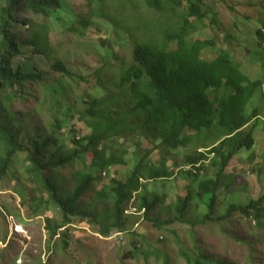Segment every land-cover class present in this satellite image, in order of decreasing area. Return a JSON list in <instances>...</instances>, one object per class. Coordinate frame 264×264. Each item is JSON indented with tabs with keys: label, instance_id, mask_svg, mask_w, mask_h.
I'll return each mask as SVG.
<instances>
[{
	"label": "trees",
	"instance_id": "trees-1",
	"mask_svg": "<svg viewBox=\"0 0 264 264\" xmlns=\"http://www.w3.org/2000/svg\"><path fill=\"white\" fill-rule=\"evenodd\" d=\"M89 1L92 3L91 16H98L109 23L114 35H123V40L131 45L128 65L115 56V62L121 61V66L114 86L126 100L129 97L133 99L129 104H134V108L124 112L112 110L110 103H113V94L104 99L87 97L90 107L82 116L91 117L96 122L92 133L82 139L86 145L76 139L74 129L70 131V139L73 138L76 145L71 151L64 152V146L55 144L56 152L46 153L59 140L55 132L39 143L22 139L21 131L17 133L10 125L15 121V117L11 116L12 102L20 98L28 84L47 83V75L35 67L32 69L28 61L47 52L52 33L51 21L58 15L60 17L64 4L60 0H0V183L13 176L16 181L15 193L28 209L29 218L45 216L49 206L55 205L60 211L61 222L54 223L45 217L46 227L50 231V238L59 236L66 248L70 245L69 233L67 230L60 234V230L72 226L74 221H81L102 237L107 238L113 231H118L137 238L132 243L133 250L128 253V258L142 257L148 263L154 251L160 258H156L157 261L171 264L167 255L155 250L143 236L130 228L132 222L124 214L125 210L134 199L137 210H144V216L149 217L158 205L165 203L163 192L155 189L149 193L145 189L141 183L144 175L153 180L168 181L179 174L192 181L203 175L204 178L212 177L199 182L198 192L186 185L184 192L178 195L176 216L171 223L189 222L185 217L195 198L199 202L206 200L209 209L200 222L215 220L213 210L220 188H231L233 184L228 172L231 160L242 151L251 152L258 145L255 131L262 124L260 113L255 108L251 112L248 110L255 96L264 102V74L262 78L252 81L241 71L243 55L238 51L240 44L234 43L236 41L230 43L229 36L212 60L204 59L202 51L217 44L218 40H215L217 43L189 41V36L195 30L194 25L205 21L210 25L219 22L208 0H140L141 7L148 10L142 19L133 17L132 12L139 8L133 0ZM20 13H29L43 21L31 22L30 30L20 31ZM91 25L89 19L80 15L71 23L69 31L84 35ZM257 36L263 43L261 31H257ZM28 47L32 49L31 53L25 51ZM22 56H27L28 61L18 60ZM52 71L62 74V77L78 78L61 60L54 63ZM46 86L52 96L58 93L48 88V84ZM4 114L10 117V124L3 121ZM133 119L137 120V125L129 127V121ZM62 126L57 121V129ZM136 128L149 131L157 141L156 146L165 147L168 153L190 143L199 149L201 144H192L197 139H208L209 142L210 137L221 138L218 140L220 143L207 152L197 150L186 154L184 167L180 170L177 164L169 171L165 164L163 168H158L152 164L146 165L145 157L140 159L128 179L114 177L102 186L103 198L114 200L110 209H102L99 213H95L94 209H85L81 202L84 194L94 183L101 184L103 174L119 164L114 158L105 156L102 144L105 141L113 142L115 136ZM202 132L208 133V136ZM217 133L221 134L215 136ZM91 153V164L84 165L87 154ZM21 155L25 164L23 173L14 171ZM76 162L83 163L76 172L79 184L65 196L51 173L73 166ZM185 166L191 168L186 169ZM47 169L51 173L48 174ZM168 181L163 182L165 187ZM234 212L260 226L264 222V195L246 205L230 206L226 214L216 220L222 222ZM154 225L159 231L165 229L163 221H155ZM6 239L7 234L4 235ZM181 254L186 264H229L208 254Z\"/></svg>",
	"mask_w": 264,
	"mask_h": 264
},
{
	"label": "rangeland",
	"instance_id": "rangeland-1",
	"mask_svg": "<svg viewBox=\"0 0 264 264\" xmlns=\"http://www.w3.org/2000/svg\"><path fill=\"white\" fill-rule=\"evenodd\" d=\"M60 1L64 7L60 17L58 15L51 21L52 33L47 52L36 55L32 61H28L27 56L18 58L20 61H28L32 69L35 67L39 72L46 74L48 88L57 90L58 93L55 92L52 96L47 91L46 84L30 83L20 98L12 102L11 116L15 117V121L10 124V117L6 114L3 116L5 123L10 124L17 133L21 131L22 139L33 140L34 143H39L55 132L59 140L53 142L47 150L46 153L49 154L56 152L55 144L64 146V152L76 148L73 138L70 139L72 129L77 135L76 139L81 141L92 133L96 120L82 116L90 107L87 97L104 99L113 94V103H110L112 110L124 112L134 108V104H129L133 99L129 97L126 100L114 86L118 81L121 66V61L115 62V56L123 59L128 65L132 50L130 43L123 40V35L115 36L112 26L102 18L91 16V1ZM208 1L217 13L219 22L210 25L205 21L194 25L195 30L189 36V41L223 40L219 45L222 47L229 36L230 43L236 41L240 44L238 51L247 59L243 60L247 68L245 73L252 81L262 78L264 70L261 61L264 60V49L259 47L257 31L264 27V0ZM133 2L139 7L132 12L133 17L142 19L148 10L141 7L140 0ZM80 15L89 19L92 24L84 35L69 31L71 23ZM18 19L22 22L19 30L25 32L30 30L31 22L43 21L29 13H20ZM219 24H222L223 28ZM25 51L31 53L32 49L28 47ZM245 51L250 52L251 60L260 63L254 65L250 62ZM202 56L206 59L217 57L211 47L206 48ZM57 60L64 62L78 78L62 77V74L53 72L52 66ZM100 80L102 81L99 83ZM257 98H253L248 111L251 112L255 108L262 117V124L255 131L258 145L251 152L242 151L231 160L228 172L233 178V184L231 188H220L213 210L215 220L200 222L209 209L205 204L206 200L199 202L195 198L185 217L189 222L171 223L176 216L177 197L184 192L186 185H189L192 191L198 192L199 182L212 176L204 178L201 175L196 181L180 174L169 181L142 176L141 183L145 189L149 193L155 189L159 193L163 192L165 203L158 205L149 217L142 215L135 203L127 206L124 214L131 219L130 228L143 236L155 250L167 255L171 264H186L181 252L190 256L198 253L208 254L233 264H264V222L259 226L252 219L245 220L239 214L233 215L226 222L216 220L220 215H225L231 205H246L264 195V102ZM57 121L63 125L60 129H57ZM136 125L137 120L129 121V127ZM148 132L138 128L127 130L115 136L113 142L105 141L102 144L105 156L114 158L119 164L103 174L104 180L101 184L94 183L84 194L81 202L85 209H94L95 213L110 209L114 200L103 198L102 186L114 177L128 179L140 159L145 157L146 165L152 164L158 168L165 164L164 167L169 171L177 164L180 170L184 167L186 154L205 150L218 139L216 137L209 142L208 139H197L192 144H201L199 149L190 143L168 153L165 147L156 146L157 141ZM201 134L208 136L205 132ZM219 134L221 133L215 136ZM212 139L213 137H210L209 140ZM87 157L83 163L89 166L92 153L87 154ZM23 159L24 156L21 155L20 161L15 165V172H24ZM83 163L76 162L73 166L57 170V173H51V170L47 169V173L54 176L63 195L68 196L78 186L79 178L76 172L81 169ZM164 181H168L166 187ZM15 185L13 176L0 183V264H161L162 261H157L159 256L154 251L151 252L148 263L142 257L128 258V253L133 250L132 243L137 239L132 235L113 231L109 237H102L81 221H74L72 226L60 230V234L68 230L70 245L66 248L59 236L50 238V231L45 222V217L54 223L61 222L59 209L50 205L45 211V216L29 218L28 209L15 193ZM155 221H163L165 229L157 230ZM16 227L21 230L16 231Z\"/></svg>",
	"mask_w": 264,
	"mask_h": 264
},
{
	"label": "clouds",
	"instance_id": "clouds-1",
	"mask_svg": "<svg viewBox=\"0 0 264 264\" xmlns=\"http://www.w3.org/2000/svg\"><path fill=\"white\" fill-rule=\"evenodd\" d=\"M220 26H222V24H219ZM222 28H223V26H222ZM259 31H261L262 32V34L264 35V27H262L261 29H259ZM258 42H259V47H262L263 49H264V42L263 43H261V41H260V38H258ZM221 41H223V40H221ZM221 41L220 40H218V43L217 44H215L214 46H209V47H211V48H213L214 49V51L216 52V55H217V51L219 50H221V47L219 46L220 44H221ZM234 43H237V42H234ZM223 46H224V44H223ZM222 46V47H223ZM208 48V47H207ZM204 51V50H203ZM202 51V52H203ZM248 55H249V61L250 62H252L254 65L255 64H257V63H260V62H255V61H253V60H251L250 59V52L249 51H245ZM264 53V52H263ZM204 58V57H203ZM263 58H264V56H263ZM204 59H206V58H204ZM214 59V58H213ZM207 60H212V59H207ZM243 60L245 61V60H247L246 58H245V56L243 55V58L240 60V63H241V71L250 79V77L245 73V70L247 69L246 68V65L243 63ZM261 62H263V69H264V60L263 61H261ZM251 80V79H250ZM263 87H264V85H263ZM260 119V121H261V119H262V117H260L259 118ZM216 138V137H215ZM215 138L214 139H212L211 141H213V140H215ZM219 138H220V136L218 137V139H216V141H215V143L214 144H212L210 147H208L207 149H205V150H202V151H200V152H207L209 149H211L212 147H215L216 145H218L220 142L219 141H217V140H219ZM172 153V152H171ZM185 168L186 169H190L191 168V166H185ZM104 175H105V173H104ZM135 203V200L134 199H132L131 200V202L129 203V205L128 206H131V205H133ZM232 206V205H231ZM236 206V205H235ZM240 206V205H239ZM126 211V210H125ZM141 213H142V215H144V210H142V211H140ZM227 212V211H226ZM235 214H239L238 212L236 213V212H234L228 219H230V218H232L233 217V215H235ZM224 216V215H223ZM239 216H242V215H240L239 214ZM10 217H12V216H10ZM219 217H222L221 215L219 216ZM243 217V216H242ZM218 218V217H217ZM228 219H226V220H223L222 222H226V221H228ZM244 219V218H243ZM218 221V220H217ZM219 222V221H218ZM19 230H21V229H19ZM16 231H18V230H16ZM226 261V260H225ZM229 264H233V263H231V262H229V261H227Z\"/></svg>",
	"mask_w": 264,
	"mask_h": 264
},
{
	"label": "built area",
	"instance_id": "built-area-1",
	"mask_svg": "<svg viewBox=\"0 0 264 264\" xmlns=\"http://www.w3.org/2000/svg\"><path fill=\"white\" fill-rule=\"evenodd\" d=\"M17 230H19L20 228L19 227H16ZM1 243V242H0Z\"/></svg>",
	"mask_w": 264,
	"mask_h": 264
}]
</instances>
